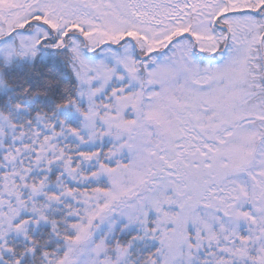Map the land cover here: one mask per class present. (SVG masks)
Listing matches in <instances>:
<instances>
[{
	"label": "snow or ice",
	"instance_id": "6c2138e0",
	"mask_svg": "<svg viewBox=\"0 0 264 264\" xmlns=\"http://www.w3.org/2000/svg\"><path fill=\"white\" fill-rule=\"evenodd\" d=\"M0 264H264V0H0Z\"/></svg>",
	"mask_w": 264,
	"mask_h": 264
}]
</instances>
